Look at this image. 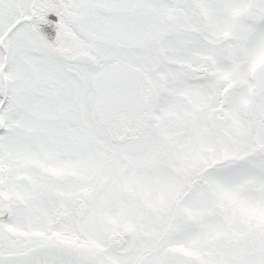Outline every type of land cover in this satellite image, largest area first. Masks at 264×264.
I'll list each match as a JSON object with an SVG mask.
<instances>
[{
  "label": "snow or ice",
  "instance_id": "6c2138e0",
  "mask_svg": "<svg viewBox=\"0 0 264 264\" xmlns=\"http://www.w3.org/2000/svg\"><path fill=\"white\" fill-rule=\"evenodd\" d=\"M0 264H264V0H0Z\"/></svg>",
  "mask_w": 264,
  "mask_h": 264
}]
</instances>
